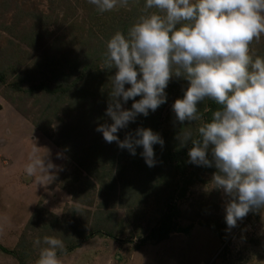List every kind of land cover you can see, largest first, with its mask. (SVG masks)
<instances>
[{"label":"rangeland","instance_id":"1","mask_svg":"<svg viewBox=\"0 0 264 264\" xmlns=\"http://www.w3.org/2000/svg\"><path fill=\"white\" fill-rule=\"evenodd\" d=\"M143 5L130 0L127 9L99 13L88 0H0V264H35L34 241L45 235L69 249L62 264H264V210L229 229L228 197L210 183L215 167L190 163L191 142L177 138L200 124L175 119L185 79L174 76L164 104L116 133L159 134L155 166L146 165L142 146L132 155L96 131L112 123L105 112L115 69H102L101 53ZM250 48L264 57V34ZM198 107L207 121L204 109L218 105ZM33 154L55 166L54 179L26 172ZM169 207L176 226L150 240Z\"/></svg>","mask_w":264,"mask_h":264},{"label":"clouds","instance_id":"2","mask_svg":"<svg viewBox=\"0 0 264 264\" xmlns=\"http://www.w3.org/2000/svg\"><path fill=\"white\" fill-rule=\"evenodd\" d=\"M88 2L99 13L127 9L130 4V0ZM262 34L264 0H144L127 32L116 30L101 53L102 69H115L105 112L112 123L101 124L96 131L132 155L136 146H142L148 167L156 164L153 145L163 146L159 134L138 128L135 135L120 140L116 133L138 114L146 117L164 104L165 89L174 76L188 82L172 110L181 125L200 124L195 133L183 127L177 138L181 146L191 142L190 163L215 167L210 183L228 197L229 229L249 212L264 210V57L250 48ZM130 99L131 108H123L122 102ZM206 100L218 105L204 109L211 112L207 121L198 107ZM30 159L25 169L29 175L39 172L54 179L48 174L55 167L51 162L45 166L35 154ZM34 244L39 247L35 264H62L59 254L66 251L62 239L45 235Z\"/></svg>","mask_w":264,"mask_h":264},{"label":"trees","instance_id":"3","mask_svg":"<svg viewBox=\"0 0 264 264\" xmlns=\"http://www.w3.org/2000/svg\"><path fill=\"white\" fill-rule=\"evenodd\" d=\"M0 76L2 75L0 74ZM175 226L176 223L172 219L171 209L169 207L161 214L157 223L149 230L147 237L150 240L159 241L171 228H174ZM67 250L69 249H66V251Z\"/></svg>","mask_w":264,"mask_h":264}]
</instances>
